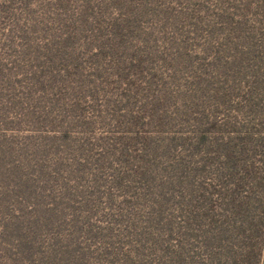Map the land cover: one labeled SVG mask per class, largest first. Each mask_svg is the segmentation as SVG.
I'll return each instance as SVG.
<instances>
[{"label": "rangeland", "instance_id": "374dc122", "mask_svg": "<svg viewBox=\"0 0 264 264\" xmlns=\"http://www.w3.org/2000/svg\"><path fill=\"white\" fill-rule=\"evenodd\" d=\"M0 264H264V0H0Z\"/></svg>", "mask_w": 264, "mask_h": 264}]
</instances>
